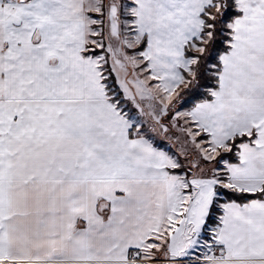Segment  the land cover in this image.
I'll return each mask as SVG.
<instances>
[{"label":"snow or ice","instance_id":"snow-or-ice-1","mask_svg":"<svg viewBox=\"0 0 264 264\" xmlns=\"http://www.w3.org/2000/svg\"><path fill=\"white\" fill-rule=\"evenodd\" d=\"M0 264H264V0H0Z\"/></svg>","mask_w":264,"mask_h":264}]
</instances>
